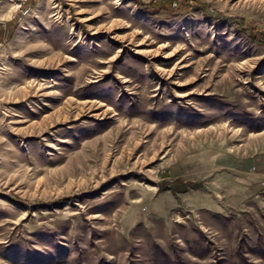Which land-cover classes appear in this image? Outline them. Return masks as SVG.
Returning a JSON list of instances; mask_svg holds the SVG:
<instances>
[{
  "label": "rangeland",
  "instance_id": "obj_1",
  "mask_svg": "<svg viewBox=\"0 0 264 264\" xmlns=\"http://www.w3.org/2000/svg\"><path fill=\"white\" fill-rule=\"evenodd\" d=\"M0 264H264V0H0Z\"/></svg>",
  "mask_w": 264,
  "mask_h": 264
},
{
  "label": "trees",
  "instance_id": "obj_2",
  "mask_svg": "<svg viewBox=\"0 0 264 264\" xmlns=\"http://www.w3.org/2000/svg\"><path fill=\"white\" fill-rule=\"evenodd\" d=\"M257 128H259V129H260V127H257ZM191 185H192V184H191ZM191 185H190V186H191ZM179 189H183V187H182V186H180V187H179ZM172 191H173V192H175V189H172Z\"/></svg>",
  "mask_w": 264,
  "mask_h": 264
},
{
  "label": "bare ground",
  "instance_id": "obj_3",
  "mask_svg": "<svg viewBox=\"0 0 264 264\" xmlns=\"http://www.w3.org/2000/svg\"><path fill=\"white\" fill-rule=\"evenodd\" d=\"M101 103V102H100Z\"/></svg>",
  "mask_w": 264,
  "mask_h": 264
}]
</instances>
